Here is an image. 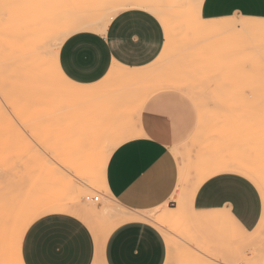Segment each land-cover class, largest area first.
Returning a JSON list of instances; mask_svg holds the SVG:
<instances>
[{
  "label": "rangeland",
  "instance_id": "rangeland-1",
  "mask_svg": "<svg viewBox=\"0 0 264 264\" xmlns=\"http://www.w3.org/2000/svg\"><path fill=\"white\" fill-rule=\"evenodd\" d=\"M39 2L40 18L45 20L49 12L54 14L55 27L62 30L60 32L62 33L65 28L80 22L82 17L96 19L97 13L110 12L122 0H37L36 3ZM192 2L193 0H158L157 3L168 7V10L179 12L177 15L167 16L172 17L171 28L176 34L171 43L170 25L166 26L160 21L169 42L164 57L161 56L160 60L157 59L145 69L139 70L141 78L138 79H129L126 75L130 70L119 68L120 76H105L99 82L101 86L96 85L100 87L99 89L93 87L97 92L93 94L94 91L93 95H72L70 98L68 97L70 84L68 86L66 83L68 88L65 89L62 82L58 84L62 86H56L59 91L55 89L54 95L52 93L49 96V90L48 92L44 90L42 96L38 97L31 89L35 88V78L28 74L22 65L19 47L16 44H19V39L12 32L8 42V53L5 49L6 44L3 49L6 53L4 51L1 52L4 55L0 53L2 59L4 58L2 56H8L3 59H8V63L3 61L7 67L4 68L5 66L0 64V125L9 127L10 134L16 135L17 138L10 139L8 152L0 153V164L8 167L6 198L12 206L14 205L12 207L8 203V206L13 208L9 209L13 210L11 214L9 213V222L14 217L15 220L16 218L22 220L24 224L22 229L26 231L32 220L47 213L59 212L57 208L60 206L74 209L77 207L75 210H78L82 207L81 204L77 205L81 200L95 208V215L94 212L92 215L88 213L90 218L78 216L93 233H96L117 222V217L109 213L112 212L111 208L117 213L123 211L136 213L120 206L110 197L102 185V171L111 152L124 140L121 139L122 135L132 119V116H129L127 121L126 117L139 105L144 96L153 93L152 90L155 91L163 83L171 80L186 89L184 92L196 106L198 119L194 132L197 130L198 132L197 134L193 132L192 139L190 137L184 144L175 147L181 152V157L175 156L181 171L174 201L140 213L144 216L153 213L149 219L158 227L167 245V259L164 264H214V262L264 264V236L253 240L250 235L252 231L239 233L234 225L236 231L233 239L228 231L232 226L228 220L227 226L217 219L199 220L193 201L185 215L170 217L163 226L156 224V216L175 210L177 207L175 198L179 190L183 188L180 191L184 194V187H187L185 190L191 188L193 182L198 180L196 178L199 176L197 173L200 166L209 163L207 157L210 155L215 158L219 152L217 149L232 159L238 161L242 159L240 163L246 164L250 161L247 164H252L253 168H249L259 173V179L255 180L258 181L256 184L264 185V137L262 134V136L254 134L258 132L255 127H259L256 117L264 116V23H260L261 26L257 25L249 32L246 29L239 31L243 27L238 22L233 24L237 29L229 26V31L226 27L224 28L226 32L223 29L220 35L206 33L196 37V41L188 32H184L188 20L190 22L195 19V15H189L193 9L184 7ZM2 5L3 0H0V8ZM22 7L23 0H8L10 20L21 14ZM253 22L259 23V20ZM239 26L241 29H238ZM230 27L233 30H230ZM1 47L4 46L0 45V50ZM51 49L48 52L49 59L53 56ZM0 62L3 63L1 59ZM13 85L14 88L22 87V92H15ZM236 124L242 129L240 135L252 134L254 137L243 139L239 136V130L235 128ZM242 126L246 128L243 129ZM249 126L252 129L245 135V130H249ZM253 126L255 131H252ZM32 129L39 131L41 139H34ZM231 130L235 131L236 135ZM216 133L217 136L219 134L218 137ZM106 139L115 141L110 147H104L102 141ZM66 146L68 147L65 148ZM247 150L250 152L247 153ZM197 151L198 154L201 151L202 153L198 155ZM195 153L197 158L194 156ZM249 154L251 158L248 157ZM62 156L69 158L70 163L62 162ZM195 163L198 164L196 165L198 169L194 166ZM183 173H186V176ZM182 182L183 186L185 182L189 184L183 187L180 185ZM87 196L90 197L89 200L86 199ZM94 196H99V200L93 201L91 198ZM212 216L214 215H210ZM9 222L8 225L11 224ZM12 224L8 232L10 239L15 237L19 227H12ZM246 238L249 241L243 243L241 240ZM16 249L13 250L15 254L7 255L20 257L21 245ZM20 258L22 260V257Z\"/></svg>",
  "mask_w": 264,
  "mask_h": 264
},
{
  "label": "crops",
  "instance_id": "crops-1",
  "mask_svg": "<svg viewBox=\"0 0 264 264\" xmlns=\"http://www.w3.org/2000/svg\"><path fill=\"white\" fill-rule=\"evenodd\" d=\"M157 1L122 0L110 12L97 13L96 19L82 17L80 22L74 23L73 26H82V28L67 36L57 52L59 68L66 78L80 85L91 84L92 86L94 83H99V80H103L110 67L114 64L130 70H143L151 65L158 58L165 42V31L162 23L156 17L157 12L164 11V14H179V12H170L168 7L160 5ZM133 3L139 4L141 10H146L147 13L154 15L157 19V26L160 29L158 38L155 29L150 32L140 30L139 38L135 34L130 38L128 37V29L124 27V21L120 18L127 17L128 20L132 19L129 5ZM117 7L120 8L118 11H116ZM230 7L231 3L229 0H209L203 13L201 14L199 8L198 13L203 19L232 20L233 23L240 22L241 24H244L245 21L249 23L253 19H258V24L264 23V18H262L264 17V0H245L244 15L238 20L229 13ZM111 14L112 18L106 23L104 30L98 31L95 27ZM113 18L120 19V23L116 27L111 28V38L103 40V37L109 33ZM247 25L245 26L246 30L251 31L254 29H248ZM244 26L243 30H245ZM133 31L136 30L133 29ZM128 39L132 43H136L137 39H139L141 46L150 45L151 51H155L153 60L148 61L146 64L136 62L129 64L127 63L129 57L124 52H121V61L118 62L112 59L105 75L100 76L98 69L103 66V45L108 46V55L111 56V47L119 49V45L124 44ZM98 41H102V43ZM89 48L95 53L93 56L86 55ZM157 48L159 49L158 51ZM73 57L79 64L97 62V70L88 72L77 70L70 63V58ZM138 59H143V57ZM161 92L162 90L155 91L148 96L146 95L139 109L135 106L130 115L126 117L127 121L129 116H132V119L121 139L128 140L114 148L102 171L104 186L110 197L120 206L136 213L115 215L118 219L116 223L96 233H93L84 223L87 232L86 239L83 234L78 237L50 236L46 239L39 258L47 261L48 264L165 263L167 245L164 238L155 223L140 214L142 211L152 210L172 203L176 189L179 186V166L175 157V151L178 150H168V145L163 142L165 139L163 123L156 118L161 113V105L155 97ZM184 95L187 97L194 113V126L191 134L186 135L178 142L173 138L176 147L190 139L197 121L195 105L187 96V93L184 92ZM149 134L153 138H150ZM239 136L243 137V139L252 138L240 135V133ZM239 174L241 173H218L202 182L194 195L193 207L197 209L196 211L203 212L206 217L214 215L212 220H220L226 226V221L228 220L232 226L229 230L226 229L229 231L231 238L234 239L235 237L236 226L239 233L252 231L250 235L255 240L261 236V229L263 228L259 227L264 212V197L262 192H260L261 187L259 188L253 182L256 190L260 192L261 200V211L256 216L251 210L247 213H241L240 208L234 210L233 205L227 201L219 202L214 198L209 199L207 196L200 194V188L210 180L219 176ZM238 213L245 215L243 222L239 220ZM62 214L65 213L51 212L43 216ZM249 225L251 226L250 228H248ZM245 228H248V231H245ZM244 240L246 242L249 241L247 238ZM244 240L241 241L243 242ZM20 252L23 259L22 244ZM28 258L29 260H34L37 257L35 254H31Z\"/></svg>",
  "mask_w": 264,
  "mask_h": 264
},
{
  "label": "bare ground",
  "instance_id": "bare-ground-1",
  "mask_svg": "<svg viewBox=\"0 0 264 264\" xmlns=\"http://www.w3.org/2000/svg\"><path fill=\"white\" fill-rule=\"evenodd\" d=\"M39 1V0H38ZM37 0H23V7H22V11H21V14L15 16L12 18V20H10L9 16H8V0H3V5L1 6L0 8V42L1 44L0 45H3L4 47L2 48V50H0V53L2 51L5 52V50H3L5 48V45L6 44V52L8 53V42L10 40V37H11V34L12 32H14V35L16 34L19 39V44L16 43L19 47V57H20V60H21V63L24 67V69L26 70V72L30 75H32L34 78H35V81H36V85H35V88H31L32 90H34L36 93H37V96L40 97L42 96L41 93L44 92V90H46V92H48V95L51 96V94L53 93L54 95V91L56 89V86H62V82L65 86V89L68 88L69 84H70V88L69 89V96L71 98V96H87V95H90L92 94L94 91L93 94L97 93L96 92V89H94L93 87H96V85L98 84V86H101V84L99 83H94L91 84L88 86V85H80V84H77L75 82H72L70 81L68 78H66V76L62 73V71L60 70L59 68V65H58V60H57V52H58V49L61 45V43L63 42V40L69 36L70 34H72L73 32L79 30L80 28H82V26H71L69 28H65L63 30L62 33H60L62 30H59L57 27H55V19L49 11L48 13V17L45 15V20L41 19L40 18V13H39V7H40V2L39 3H36ZM28 8V9H27ZM120 8L117 7L116 11H118ZM170 12H172V10H170ZM44 13V12H43ZM168 15L170 16H174L172 14H164V11H158L157 12V15L156 17L162 21L166 26H169L170 25V43H171V40L173 38L175 32L172 30V23H173V19L172 17H167ZM189 15H195V19H193V17H189L190 19L192 18L193 20L189 22L188 20V23L186 24V26H184V29L186 27V29L184 30L185 33H189L191 35L192 38H195V40L197 41V38L196 37H199L200 35H204V34H208V33H214L213 35H217V34H221L223 32L221 31H224L227 27L226 30L229 31V26H234L233 24H236L237 22L233 23L232 20H223V19H203L200 14L198 13V8L193 11L191 10L189 12ZM44 16L42 15V18ZM112 18V14L109 15L106 19L102 20L100 22V24L98 26H96L95 28L98 30V31H103L104 28H105V25L106 23L108 22V20ZM234 20V19H233ZM257 19H253V21H256ZM249 22V23H246L249 24L247 25V28L248 29H253L255 28V26L257 25H260L256 22ZM54 23V25H53ZM244 23V24H245ZM244 24L242 23L241 27L244 26ZM239 25V24H238ZM245 25V26H246ZM244 26V27H245ZM261 26V25H260ZM259 26V28H260ZM232 27V28H234ZM241 27L239 26L238 29ZM236 28V27H235ZM234 28V30H235ZM224 29V30H223ZM237 29V28H236ZM246 29V27H245ZM225 30V32H226ZM230 30H233L231 29L230 27ZM243 28L239 31H242ZM246 31V30H245ZM16 32V33H15ZM224 32V33H225ZM250 32V31H249ZM177 33V32H176ZM219 34V35H220ZM13 38V37H12ZM15 38V37H14ZM184 38V37H183ZM188 38V37H187ZM16 41V39H14ZM194 40V41H195ZM18 41V40H17ZM168 39H166L165 37V42H164V45H163V48L158 56L157 59H159L161 56L164 57L163 55L165 54L166 50L169 48L168 47ZM185 43V42H184ZM11 44V42H10ZM50 48H52L51 50H53V56L51 59L48 58V52L50 50ZM5 52V53H6ZM2 55H4L3 53H1ZM4 58H8V56L6 55L5 56H2ZM3 58V59H4ZM3 61H7L8 59L6 60H3L2 58H0ZM156 59V60H157ZM160 60V59H159ZM162 60V58H161ZM188 60V59H187ZM156 62V61H155ZM4 63V64H3ZM0 64H2L3 66H5V63L6 62H3ZM8 63V61H7ZM1 65V67H2ZM7 65V64H6ZM7 66H5L4 68H6ZM3 68V69H4ZM119 68H123L119 65H112L110 67V69L108 70V72L106 73L105 76H115V77H118L120 76V71H119ZM123 69H126V70H130V69H127V68H123ZM5 70V69H4ZM7 70V69H6ZM139 70V69H138ZM137 69H134V70H130V73L128 75H126L129 79H138V78H141L139 71ZM2 71V69H1ZM5 72V71H4ZM143 74V73H142ZM103 79V78H102ZM100 82V80H99ZM59 83H61L60 85H58ZM67 83V85H66ZM94 85V86H93ZM186 85V84H185ZM16 86V85H15ZM17 87V86H16ZM18 86L17 88H14V85H13V89H16L15 92H22V87ZM19 88V89H18ZM58 88V87H57ZM98 88V87H96ZM100 88V87H99ZM98 88V89H99ZM169 88H173V89H184V87L180 86L179 84L177 83H173L171 80L170 82H166V83H163L162 86H160L159 88H156L155 91H160V90H164V89H169ZM12 89V90H13ZM18 89V90H17ZM57 90V89H56ZM186 91V89H184ZM27 91V90H25ZM59 91V89L57 90V92ZM65 91V92H67ZM154 90H152L151 92H155ZM61 92V91H60ZM62 93L64 94L63 90H62ZM92 94V95H93ZM150 94V93H148ZM195 94V92H194ZM200 94V93H199ZM202 94V93H201ZM47 95V96H48ZM62 95V94H61ZM65 96V94H64ZM148 96V95H147ZM196 96L198 97L199 95L196 94ZM196 97V98H197ZM200 98V97H199ZM145 99V96L142 100H140L139 102V105L136 107L137 109H139L140 107V104L142 103V101ZM8 103V101H6ZM202 102V101H201ZM196 103V102H195ZM198 105V104H197ZM196 108V106H195ZM137 111V110H136ZM197 111V110H196ZM256 116V115H255ZM204 117V115H203ZM259 117V116H258ZM256 117V123H257V126H259L258 128H256L255 126H253V130L252 131H258L255 134V136H259V135H263L264 137V122H263V119H264V116L263 115H260V118ZM207 118V117H205ZM198 119V118H197ZM237 119V118H236ZM204 120V119H203ZM210 120V119H209ZM208 120V121H209ZM237 121V120H236ZM202 122V121H201ZM210 122V121H209ZM235 123V122H234ZM204 124V123H203ZM237 125V124H236ZM239 125V124H238ZM237 125V128L236 130H239L238 133L242 132V129H240V127ZM201 126V125H200ZM203 126V125H202ZM249 130H245L246 133H249V131H251L250 129L251 126H249ZM254 127H255V130H254ZM37 128V127H36ZM202 128V127H200ZM243 129H245L246 127L242 126ZM227 129V128H226ZM248 129V128H247ZM32 135L34 137V139H41L39 137V131H37V129H32ZM202 130V129H200ZM199 130V131H200ZM204 130V129H203ZM232 132H234L235 134V131L231 130ZM198 130L194 133L197 134ZM202 132V131H200ZM199 132V133H200ZM231 132V133H232ZM198 133V134H199ZM221 132H219L220 134ZM237 133V132H236ZM218 134V136H219ZM236 135V134H235ZM238 135V134H237ZM261 135V136H262ZM199 135H197L198 137ZM216 136H217V133H216ZM215 136V137H216ZM217 136V137H218ZM247 136L249 137H254V135H249L247 134ZM260 136V137H261ZM193 137V136H192ZM191 137V139H192ZM200 137H201V133H200ZM202 138V137H201ZM200 138V139H201ZM209 138V137H208ZM10 139H17L16 138V135L15 136H12L10 134V128L5 126V125H0V153H6L8 152V148H10L9 145V141H11ZM22 139H24L22 137ZM107 140V139H106ZM106 140H103L102 141V144L104 145V147H110V145H112V142L115 141V140H110L108 139L106 142ZM118 140V139H117ZM128 139H124L122 140L121 142H119L117 144V146L126 141ZM202 142V141H201ZM202 144V143H201ZM205 145V144H204ZM260 146V145H259ZM263 146V145H261ZM68 146H66L65 148H67ZM199 147V145H198ZM202 147V145H201ZM200 148V147H199ZM197 148V150L199 149ZM205 148V147H204ZM210 148V147H209ZM255 148V147H254ZM203 149V148H201ZM257 149V148H256ZM260 149V148H259ZM213 150V149H212ZM263 150V149H262ZM186 151V150H185ZM219 151V152H218ZM257 151V150H256ZM183 152V151H182ZM213 154H214V151H212ZM217 155L216 157H212V155H210V157L207 159L209 160L208 164H204L203 166H200L199 168V173H197L199 176L196 178L197 181H192L193 184L191 186V188L189 187L187 190H185V188L187 187H184V186H187L188 184L185 182V185L183 186V182L180 184L181 186L184 187V190L185 193L182 194L181 193V188L179 190V192L177 193V197L175 198L176 202H177V207L175 208L174 211H169L168 213H163L161 214L160 216H156V224L158 223L159 225L163 226V225H166V222H168V220L170 219V217H180L182 215H185L187 213V209H189L190 206H192V201H193V196H194V193L196 191V189L198 188V186L205 180L207 179L208 177H211L215 174H218V173H224V172H234V173H243L245 175H249L250 174V177L253 179V182L254 183H257L255 182V180L259 179V173L258 172H255L257 170H253L251 168H253L252 164H247L248 162L250 161H247L246 164H243V163H240V161H237L235 159H232L230 157H228L226 155L225 152H221V150H218L217 149ZM250 152V151H249ZM248 150H247V153H249ZM263 152V151H262ZM198 154V151L196 152ZM195 153V154H196ZM202 153V151L200 152ZM199 153V154H200ZM255 153V152H254ZM194 156H196L197 158V154ZM198 154V155H199ZM208 154V153H207ZM216 154V153H215ZM203 155V154H202ZM205 155V154H204ZM262 155V154H260ZM175 156L176 157H181V152L180 151H175ZM183 156V155H182ZM206 156V155H205ZM247 158V155H245ZM263 156V155H262ZM64 156H62V159L63 160L62 162H67L69 160V158H63ZM191 157V156H190ZM203 158V156H201ZM232 157V156H231ZM234 157V156H233ZM250 157V154L249 156ZM196 158L194 157V159L196 160ZM214 158V159H213ZM235 158V157H234ZM240 158V157H238ZM251 158V157H250ZM249 158V159H250ZM198 159L200 160V158L198 157ZM252 159H254L252 157ZM179 160V159H178ZM204 160V159H202ZM201 160V161H202ZM191 161V160H190ZM200 161V162H201ZM245 161V160H244ZM243 161V162H244ZM192 162V161H191ZM195 162V161H194ZM206 162V160H205ZM67 163H70L69 161ZM179 163V161H178ZM182 163V162H181ZM63 164V163H62ZM65 165V164H64ZM70 165V164H68ZM180 165V164H179ZM192 165V164H191ZM198 164H194V166L198 169V166H196ZM250 165V166H249ZM67 166V165H66ZM182 166V165H180ZM251 167V168H249ZM181 168V167H180ZM185 169V168H184ZM196 169V170H197ZM183 170V169H182ZM181 171V170H180ZM179 171V172H180ZM186 172V171H185ZM182 173V172H181ZM194 173V172H193ZM180 174V173H179ZM184 174V173H183ZM186 174V173H185ZM184 174V175H185ZM7 176H8V167L5 166V165H1L0 164V264H22V260H21V256L17 258L14 257L13 255L12 256H8L7 254L8 253H12V254H15L14 251L16 248L20 247L21 245V241H22V236H23V233H24V230L22 228H24V224L22 222V220L20 219H17L16 220L14 218H11L12 221L9 222V213L11 214L13 212V210H9L10 208L14 207V205L12 206V203L8 202V197L6 196V193L8 191L7 189ZM183 176V175H182ZM186 176V175H185ZM196 177V176H195ZM19 179V178H18ZM21 179V178H20ZM185 179V178H183ZM22 180V179H21ZM20 180V181H21ZM186 180V179H185ZM22 182V181H21ZM181 182V181H180ZM23 183V182H22ZM261 183V181H260ZM187 184V185H186ZM102 185L104 186V180L102 178ZM260 187L264 186V185H260V184H256ZM180 186V187H181ZM190 186V185H189ZM105 187V186H104ZM182 191V192H183ZM262 195L264 197V192H262ZM7 197V198H6ZM15 199H18V198H15ZM14 200V199H12ZM19 200V199H18ZM54 200V198H53ZM11 201V199L9 200ZM17 201V200H16ZM15 201V202H16ZM55 201V200H54ZM52 201V204L53 202ZM81 201V200H80ZM78 202L77 205H80L82 207H79L78 210H75L74 208H71V207H68V206H60V208H57L59 212H62V211H68V212H74L76 213L77 215H80V216H85V217H89L90 218V215L88 213H91L92 215V212H94L95 208L94 207H91L89 204H85L84 202ZM12 202V201H11ZM50 202V201H49ZM8 203H10V205L12 207H10V205L8 206ZM51 203V202H50ZM56 203V202H55ZM57 204V203H56ZM55 204V205H56ZM69 205V204H68ZM87 206V208H85ZM50 207V206H49ZM54 207V206H53ZM73 207V206H72ZM51 208V207H50ZM111 208V207H110ZM13 209V208H12ZM88 209V210H87ZM169 209V208H167ZM171 209V208H170ZM193 209V208H192ZM264 209V208H263ZM9 210V211H8ZM54 210V209H53ZM112 212H109L111 213V215L115 216V215H118V214H123V213H127L128 211H123L121 213H117L115 211V209H112ZM114 210V211H113ZM11 211V212H10ZM56 211V210H54ZM89 211V212H88ZM195 211V210H194ZM115 212V213H113ZM196 213H198L199 215L195 214V216H199V220H203L204 218L207 219V218H211L213 219V217H206V215L201 212V211H195ZM108 214V213H107ZM105 213V215H107ZM95 215V212L94 214ZM144 215V214H143ZM153 215V213H149L148 215H145L147 218H149V216L151 217ZM97 216H98V213H97ZM96 216V217H97ZM194 216V217H195ZM95 217V216H94ZM196 218V217H195ZM14 219V221H13ZM8 222L9 223H13L12 224V227L13 226H19L17 227L18 231L15 235V237L13 239H10V236H9V230H10V225H8ZM263 224H264V212H263V215H262V219L260 221V228L263 227ZM258 227V228H259ZM243 243H246V241L244 240ZM8 247H10L8 249ZM14 250V251H13ZM17 250V249H16ZM3 255L5 257H3ZM11 255V254H10ZM8 256V261H6V257ZM15 258V259H12ZM168 257V256H167ZM11 258V259H9ZM171 258V257H170ZM167 259V258H166ZM173 259V258H172ZM165 261V260H164ZM171 262V261H170Z\"/></svg>",
  "mask_w": 264,
  "mask_h": 264
},
{
  "label": "snow or ice",
  "instance_id": "snow-or-ice-1",
  "mask_svg": "<svg viewBox=\"0 0 264 264\" xmlns=\"http://www.w3.org/2000/svg\"><path fill=\"white\" fill-rule=\"evenodd\" d=\"M209 0H193L192 3L184 5L190 7L195 11L197 8L203 13L204 8L207 7ZM231 7L229 13L237 20L244 15L245 0H229ZM131 9L132 19L127 17L120 18L124 21V27L128 29V37L135 34L138 38L140 30L150 32L155 29L157 38L159 37L160 29L157 26V19L154 15L147 13L146 10H141L139 4L129 5ZM264 18V17H262ZM120 19L113 18L109 33L103 37V40L111 38V28L116 27L120 23ZM135 29L136 31H133ZM102 43V41H98ZM113 42V41H112ZM104 47V61L103 66L99 67L98 72L100 76H104L106 69L112 59L121 61L120 53L124 52L129 57L127 63L146 64L152 61L155 56V51H151L149 46H141L139 39L136 43H132L128 39L124 44L119 45V49L111 47V56L108 55L109 48ZM159 49L157 48V51ZM95 53L91 48L88 49L86 55L93 56ZM143 57V59H138ZM70 63L79 71H94L97 70V62L79 64L75 58H70ZM184 89H164L155 97L161 105V113L156 117L163 123L164 143L168 145V150H175L176 144L173 138L178 142L186 135L191 134L194 126V113L184 95ZM150 138L151 134H149ZM260 192H264V186L261 187ZM260 192L255 188L253 179L249 175L243 173L232 176H219L210 180L200 188V194L207 196L209 199H216L219 202H229L233 205V209H241V213H247L251 210L254 216L259 215L261 211ZM238 213L239 220L243 222L245 215ZM251 226L249 225L248 228ZM245 228V231H248ZM86 225L81 218L74 212H68L62 215H48L39 216L32 220L24 231L23 239L21 241L23 249L22 264H48L47 261L39 258L41 250L46 239L50 236H79L84 235L87 238ZM261 235L264 236V228L261 229ZM35 254L37 257L34 260H29V255ZM217 264V262H214Z\"/></svg>",
  "mask_w": 264,
  "mask_h": 264
},
{
  "label": "built area",
  "instance_id": "built-area-1",
  "mask_svg": "<svg viewBox=\"0 0 264 264\" xmlns=\"http://www.w3.org/2000/svg\"><path fill=\"white\" fill-rule=\"evenodd\" d=\"M86 199L89 200L90 197L87 196ZM91 199H92L93 201H98V200H99V196H94V197H92Z\"/></svg>",
  "mask_w": 264,
  "mask_h": 264
}]
</instances>
